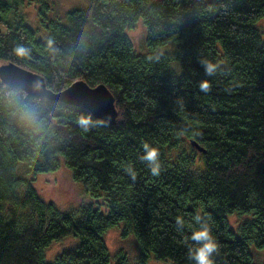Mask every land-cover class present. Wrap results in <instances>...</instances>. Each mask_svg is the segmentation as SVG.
Listing matches in <instances>:
<instances>
[{"label":"trees","instance_id":"obj_1","mask_svg":"<svg viewBox=\"0 0 264 264\" xmlns=\"http://www.w3.org/2000/svg\"><path fill=\"white\" fill-rule=\"evenodd\" d=\"M23 4L0 0V65L41 75L55 93L76 81L103 84L118 116L108 125L0 80V264H106L104 236L120 221L131 225L142 264L149 253L194 264L196 216L219 244L215 264H255L250 246L264 249V39L256 27L264 0H93L86 11L49 21V33L39 36L25 23ZM140 18L148 47L174 41L176 51L137 54L126 31ZM201 60L217 72L207 76ZM26 112L37 118L25 123ZM81 115L94 123L87 132ZM182 140L191 151L171 154ZM145 144L159 152L158 176L141 159ZM62 160L84 192L104 200L106 214L90 205L63 213L17 174L23 163L33 174L52 173ZM234 213L252 216L239 235L226 217ZM65 237L79 243L47 262L46 250ZM118 264L128 263L121 257Z\"/></svg>","mask_w":264,"mask_h":264},{"label":"rangeland","instance_id":"obj_2","mask_svg":"<svg viewBox=\"0 0 264 264\" xmlns=\"http://www.w3.org/2000/svg\"><path fill=\"white\" fill-rule=\"evenodd\" d=\"M93 0H24L21 14L27 26L34 29L38 36L47 35L50 31L49 21H64L66 14L73 9L87 10ZM156 1V0H152ZM211 1V0H203ZM256 27L260 30L264 39V18L256 22ZM126 34L133 45L134 51L139 55H171L176 51V42L150 48L146 44L147 29L142 18L138 19L132 28L127 29ZM170 67L175 72L181 70L177 60L170 62ZM176 151L189 153L191 145L188 140L180 141L171 154ZM194 152H197L196 150ZM198 153V152H197ZM177 154V153H175ZM174 154V155H175ZM174 157V156H172ZM198 164L201 163V155L197 156ZM17 174L20 177L32 180L40 198L47 202H52L56 207L66 214H75L83 206H92L106 214L107 206L102 198H94L84 192L81 184L74 182L71 173L65 166L63 160L61 167L54 172L33 174L31 166L25 163L17 166ZM232 228L239 235L238 226L240 223L250 220L252 216H243L236 213L226 216ZM105 244L109 250L110 257L106 264H118L119 259L124 257L128 264H142L141 250L139 243L132 232L131 225L127 221H120L116 226L109 229L104 236ZM79 243L75 237H65L54 242L45 252V260L52 262L54 258L62 252L74 248ZM250 251L254 257L255 264H264V249L250 246ZM144 264H171L169 261L155 259L149 253Z\"/></svg>","mask_w":264,"mask_h":264},{"label":"water","instance_id":"obj_3","mask_svg":"<svg viewBox=\"0 0 264 264\" xmlns=\"http://www.w3.org/2000/svg\"><path fill=\"white\" fill-rule=\"evenodd\" d=\"M0 80L6 85L27 92L37 98H46L89 111L94 118L113 125L118 116L115 98L103 84L90 87L84 81H76L67 89L55 93L47 88L45 79L34 72L14 64L0 65ZM191 144L199 151L205 150L194 141Z\"/></svg>","mask_w":264,"mask_h":264},{"label":"clouds","instance_id":"obj_4","mask_svg":"<svg viewBox=\"0 0 264 264\" xmlns=\"http://www.w3.org/2000/svg\"><path fill=\"white\" fill-rule=\"evenodd\" d=\"M16 53L17 55H22L25 54V50L23 48H18L16 49ZM200 63L204 67L205 74L207 76H212L217 72V64H213L208 60H201ZM208 88L209 82L207 80L202 81L200 84V90L207 91ZM36 118V113L26 112L22 116V119L25 123H31ZM78 123L85 132H87L91 126H94L90 115H81ZM143 147L144 155L141 157V159L147 162L151 174L153 176H158L161 170L158 150L148 144H145ZM128 172L132 176V179L135 180L136 174L134 170L129 168ZM195 222L199 224L200 227L191 234L190 240L194 241L195 244L188 249L189 260L194 262V264H215L214 255L218 254L219 252V244L207 224L201 222L200 216L195 217ZM177 223L182 225L183 220L178 219Z\"/></svg>","mask_w":264,"mask_h":264}]
</instances>
